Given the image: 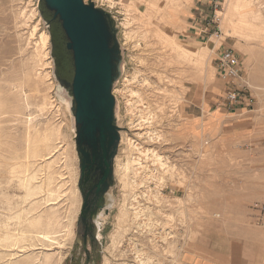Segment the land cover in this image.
<instances>
[{
  "label": "rangeland",
  "instance_id": "1",
  "mask_svg": "<svg viewBox=\"0 0 264 264\" xmlns=\"http://www.w3.org/2000/svg\"><path fill=\"white\" fill-rule=\"evenodd\" d=\"M40 1L0 0V88L22 89L31 103L39 102L50 91V103L54 101L43 118V113L40 115L34 107L26 114L29 118H25L33 125L36 121L34 126L38 129L54 127L59 122L57 126H62L59 149L60 152L66 150L65 160L69 165L65 177L72 183L77 180L75 198L68 191L69 197L63 194L62 201L51 203L63 216V225L70 224L72 233L61 246L48 247L50 243L46 240L47 245L39 243L38 249L34 248L40 257L41 252H54L55 260H60L54 264H63L76 235L81 208L80 162L70 100L63 91L61 93L53 75L50 40L43 53L45 59L41 57L45 67L40 66L38 59V50H42L41 47L37 50L39 37L49 34L39 13ZM86 2L113 15L123 48L121 77L113 91L121 127V143L117 162L115 160L117 186L112 192L114 206L104 233L102 264H137L134 250L148 251V239L140 235L139 226L131 221L130 208L136 197H140L144 210L151 208L160 213L161 228L156 232L160 238H157L161 246L160 264H183L184 247L193 242L214 247L239 244L244 248L247 264L264 260V0H221L220 35L214 33V29L208 34L203 31L205 17H212V0L202 1L204 5L194 14L191 11L193 0ZM182 10L188 16L182 17L185 25L181 31L177 21ZM34 27L37 32L31 39ZM209 44L206 84L198 70L199 58L193 56L195 54L189 57L185 47L204 48ZM226 48L233 49L241 59L249 84L243 95L250 102L234 107L227 104L228 84L220 78L216 67L217 58ZM47 72L51 76L43 83L39 75L42 73L43 77ZM205 95L216 97L223 113H213L215 106L213 111L210 106L205 109L195 106ZM139 120L143 128L147 127L142 132L137 126L130 130L131 123L137 124ZM19 123L5 120L3 126H19L13 129L18 128L16 135L21 137L24 125ZM137 133L143 135L137 136ZM24 145L23 141L18 144L19 148ZM63 161L58 163L61 165ZM7 176L0 171L2 183ZM6 188L8 201L5 202H11L14 209L19 208L23 193L13 182ZM5 202L0 204V211ZM75 205L80 207L77 214H74ZM221 206L231 218L241 212L245 214L247 221L242 231H227L214 224L210 214L221 213L217 211ZM70 209L72 212L65 218ZM122 211H127V218L121 223ZM64 230L58 229L61 232L52 237L64 236ZM148 236L154 238L153 234Z\"/></svg>",
  "mask_w": 264,
  "mask_h": 264
},
{
  "label": "bare ground",
  "instance_id": "2",
  "mask_svg": "<svg viewBox=\"0 0 264 264\" xmlns=\"http://www.w3.org/2000/svg\"><path fill=\"white\" fill-rule=\"evenodd\" d=\"M182 11H183L182 15L177 21L180 26L181 31L184 29V25H185L184 21L182 20V17L184 16L186 18L188 16L186 15V13H184V10ZM24 15L26 16V14ZM259 15H261V13H259ZM221 31H222V26H221ZM36 32H37L36 27H34V30L32 31L31 36H30L31 39L35 36ZM220 34L221 33L217 35H220ZM213 36H216V35H213ZM39 38L40 40L38 42L37 50L39 49V47H41L42 50H40L41 52L38 50V54H39L38 59H40L39 61L41 62L40 66L45 67L46 63L44 62L45 60H43L42 58L44 56L43 53H45L44 50L47 49L46 47L49 44L48 42L50 40V35L47 33L42 34ZM26 40H28L27 37H26ZM35 42L37 41L35 40ZM20 47L22 48L21 45ZM31 47L32 46H30V48ZM185 48L188 51V53L186 54L189 57H191L192 54H195L193 56H197L199 58L198 70H200L201 79L204 80L207 84L206 63L208 62L207 56L209 54V51H211L210 44L208 45V47H204V48H200V47L197 48L194 46L192 48H187V47ZM44 59H45V56H44ZM33 63H34V60H33ZM40 74L41 75H39V80L41 79L43 83H46L45 81L46 78L51 76L50 72H47L46 75H44L43 77H42V73ZM3 87L0 88V171L8 175L9 177L7 176L8 179L6 178V181L4 183L0 181V204L1 203L3 204L5 201H8L7 196H5L4 191H7L6 187L12 182L17 184L18 189L21 190L23 194L20 198L21 206L19 208L14 209L12 207L11 202H7V203L5 202L6 204L2 206V209L4 211L3 210L0 211V264H54V262H57L56 260L58 259L57 258L55 260L56 255L53 254L54 252H52V254L50 252L49 253L41 252L40 253L41 257H40L38 253L36 254V252H34V248L35 247L37 248L38 247L37 245H39V243H41L42 245H45V244L47 245L46 240L50 241V242L48 241V243H50L47 245L48 247L54 246L55 244L58 246H61L64 244L63 240L65 239V237H68L72 233L70 224L63 225L62 223L63 216H61L59 209H55V207L52 206L53 204H51L53 202L55 203V201L59 202L57 200H61L60 198L64 196L63 194H65L66 197H69L68 193L70 192V194L74 197L77 193V189L74 186L77 180L75 182L73 180V183H72V181H70L69 179L66 180V177H65V175H67L66 170L69 169V165L67 161L65 160V158L67 157L65 153L66 150L60 152V149H59L60 143H61L60 137H62V134H61L62 126L60 125H59L60 127L57 126L59 123L58 122L56 123L57 125L54 127L38 129L37 128L38 126L37 127L34 126L36 124V121H35L36 117L34 118V121H35L34 125L31 123L32 122L31 120L25 118L27 112L32 107L36 108V111L38 110L40 115L41 113H43L41 115L42 118L44 117L43 115L45 111L49 112L48 111L49 106L52 107L53 105L51 104L54 102L52 100L53 102L50 103V97H49L50 91L49 93L48 92L45 93L42 96V100H40L39 102L31 103L29 99L24 96V93H23L24 91L22 89L13 90L11 87H9V85H8L9 88H5V87L3 88ZM51 88L52 86L49 87L48 90ZM39 114L38 116L40 117ZM5 120H8L10 123L11 122L15 123L19 121L20 123H22V125H24L23 126L24 129H23V133L21 137L20 135L19 136L16 135L17 134L16 130L18 128L16 130L13 129L19 126L16 125L14 127L12 126L10 128H6L7 126L6 127L5 125L3 126V123L5 122ZM39 121L42 122L41 120ZM139 121L137 122V124L131 123L129 129L133 130L132 128H136L137 126L139 131L141 130L143 131L144 128L147 126L143 128V123ZM148 121H151V119ZM138 135L142 136L143 134L137 133V136ZM147 135L145 137H147ZM20 141H23L25 144L23 148H19L18 146ZM154 154H156V152ZM50 155H52V157ZM49 156L51 158H49ZM62 160L64 161L60 165L58 161L60 162ZM56 163L59 164V167L57 166L58 169L55 168ZM132 166H134V164H132ZM156 178H159V177H156ZM70 182L71 184H73L72 186ZM134 183L137 184V181ZM144 197L145 196H142L143 199H145ZM134 200L136 203L134 202V204H131L132 207L130 208V210L132 211V214H131L132 224L139 226L138 231L140 235L148 239V243H147L148 246L146 245L148 248V251H145L144 249L139 250L140 248L139 249L136 248L134 250L135 251V258H134L135 262L137 264H160L159 257H160V252H161V246L158 243L160 238L156 236L158 235V233L156 232L160 230L159 227L161 228V222H160V219L158 218L160 213L159 211L158 213L154 212V210L151 208H145L144 210L143 207H141L140 205L141 204L140 197H136ZM156 202L157 204H159L157 200ZM79 208L80 207L77 208V205H75L74 214L79 213ZM14 210L15 212H13ZM66 212L68 214L67 216H65V218H68L69 214L72 212V209ZM126 218H127V211L126 212L122 211L119 216V220L121 221V223L124 222ZM74 219H75V216L72 217V220ZM64 224H65V221H64ZM61 228L66 229L62 231V232H65V235L64 236L62 235L61 237V234H60L59 235L60 237L58 238L55 237L57 233L61 232V231H58V229H61ZM53 234L55 235L54 237H52ZM150 234L151 235L153 234L154 236L153 239H149L148 235ZM56 245L54 247H56ZM144 248L146 247L144 246ZM58 261L60 260L58 259Z\"/></svg>",
  "mask_w": 264,
  "mask_h": 264
},
{
  "label": "water",
  "instance_id": "3",
  "mask_svg": "<svg viewBox=\"0 0 264 264\" xmlns=\"http://www.w3.org/2000/svg\"><path fill=\"white\" fill-rule=\"evenodd\" d=\"M39 13L50 34L55 81L70 100L85 223L88 214L114 201L117 186L121 127L113 91L123 64L119 27L109 11L86 0H41Z\"/></svg>",
  "mask_w": 264,
  "mask_h": 264
},
{
  "label": "crops",
  "instance_id": "4",
  "mask_svg": "<svg viewBox=\"0 0 264 264\" xmlns=\"http://www.w3.org/2000/svg\"><path fill=\"white\" fill-rule=\"evenodd\" d=\"M202 1L206 3V0H193L192 13L198 11L199 6L204 5V3H201ZM205 8L206 7H204V9ZM200 16L201 14H199L198 17ZM196 95L197 94H195V97ZM219 105V101L216 97H207L205 95L198 101V105L195 106L203 109L210 106V111H213L212 109L215 106L216 110H214L213 113L217 111L223 113V109H221ZM217 211L221 213L214 214V212H211L210 214L211 218L215 221L214 224L221 225L223 229L227 231H231V229H240L239 231H242V229L245 228L247 218L243 212L231 218L224 207L221 206V209ZM182 262L183 264H247L243 246L235 243L223 247H214L213 245L200 242L189 243L184 247L182 252ZM253 264H264V260L260 259Z\"/></svg>",
  "mask_w": 264,
  "mask_h": 264
},
{
  "label": "flooded vegetation",
  "instance_id": "5",
  "mask_svg": "<svg viewBox=\"0 0 264 264\" xmlns=\"http://www.w3.org/2000/svg\"><path fill=\"white\" fill-rule=\"evenodd\" d=\"M112 192L111 195H113ZM82 205L83 199L77 221L76 235L63 264H102L104 233L114 201L110 199V204L107 203L97 214H88L85 223L81 222Z\"/></svg>",
  "mask_w": 264,
  "mask_h": 264
},
{
  "label": "built area",
  "instance_id": "6",
  "mask_svg": "<svg viewBox=\"0 0 264 264\" xmlns=\"http://www.w3.org/2000/svg\"><path fill=\"white\" fill-rule=\"evenodd\" d=\"M212 17H205L206 24L203 31L205 33L212 32L219 34L221 32L220 23L222 20V3L221 0H212ZM241 59L231 48H226L217 58L216 67L220 78L228 84L225 90L226 101L229 106L243 105L244 102H250L244 91L248 89V82L245 80Z\"/></svg>",
  "mask_w": 264,
  "mask_h": 264
}]
</instances>
